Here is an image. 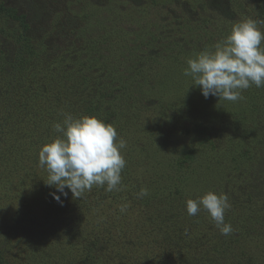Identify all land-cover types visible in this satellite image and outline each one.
<instances>
[{"label": "rangeland", "instance_id": "374dc122", "mask_svg": "<svg viewBox=\"0 0 264 264\" xmlns=\"http://www.w3.org/2000/svg\"><path fill=\"white\" fill-rule=\"evenodd\" d=\"M248 18L264 0H0L3 263L264 264V87L234 103L183 75ZM63 114L126 141L119 191L53 198L38 152ZM208 191L232 234L188 215Z\"/></svg>", "mask_w": 264, "mask_h": 264}, {"label": "clouds", "instance_id": "9594fccd", "mask_svg": "<svg viewBox=\"0 0 264 264\" xmlns=\"http://www.w3.org/2000/svg\"><path fill=\"white\" fill-rule=\"evenodd\" d=\"M261 25L264 20L251 18L235 23L212 49L187 59L183 75L192 78L205 98L215 96L234 103L242 100V91L253 85L264 87ZM63 117L53 125L61 135L43 144L38 152V165L47 172L45 184L56 189L53 198L62 203L60 195H68L65 189L73 199L82 198L94 186L119 191L126 166L120 150L126 147V141L117 142L114 126L95 116ZM147 194V189H141L139 196ZM125 207L121 206V211ZM185 207L190 216L206 211L222 235L233 233L231 224L225 222V212L231 208L227 194L208 191L197 199H187Z\"/></svg>", "mask_w": 264, "mask_h": 264}, {"label": "trees", "instance_id": "16d2710c", "mask_svg": "<svg viewBox=\"0 0 264 264\" xmlns=\"http://www.w3.org/2000/svg\"><path fill=\"white\" fill-rule=\"evenodd\" d=\"M6 14V13H5ZM0 264H5V263H3V261L0 259Z\"/></svg>", "mask_w": 264, "mask_h": 264}]
</instances>
